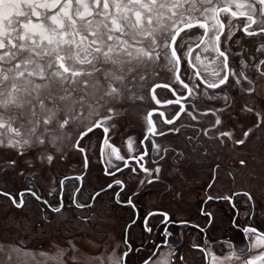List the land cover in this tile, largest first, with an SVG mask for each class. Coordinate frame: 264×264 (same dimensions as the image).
<instances>
[{
  "label": "snow or ice",
  "instance_id": "snow-or-ice-1",
  "mask_svg": "<svg viewBox=\"0 0 264 264\" xmlns=\"http://www.w3.org/2000/svg\"><path fill=\"white\" fill-rule=\"evenodd\" d=\"M222 16L227 18V25ZM241 18L242 24L233 23L234 19ZM193 29L202 30V34L195 36ZM237 31L245 37H264V0H0V146L17 149L23 155L25 147L45 144L57 147L70 137L72 129L83 128L74 146L84 153L80 140L100 128L104 133L100 154L108 164L112 163V156L122 161L125 168L134 161L143 172L151 175L152 170L141 162L148 155L144 142L149 135H157L151 120L154 113L148 114V131L141 141L144 150L127 158L110 144L107 122L113 118L117 106L144 99L143 91L158 74L157 69L173 73L175 82L187 93L180 95L169 84L157 83L148 87L158 105L161 101L155 97L157 88H169L175 97L165 103L179 105L176 115L168 119L159 113L167 124L175 123L186 112L187 106L182 101L198 96L201 85L206 89H222L230 77L236 85L242 80L251 84V78L245 72L249 67L264 75V59L251 66L242 59L239 71L229 66L230 49L222 47V43L227 45ZM190 34L196 40L195 48L200 49L195 62L192 57L195 49L185 40ZM236 42L239 43V38ZM186 44L187 50L182 53L186 58L184 73L194 87L181 78L182 61L178 49H185ZM256 51L264 54V43ZM218 60V70L209 71L208 65L204 64V61L215 64ZM200 67H203V73ZM224 99L227 101L228 98L225 96ZM192 109L196 110L195 105ZM187 114L196 119L192 111ZM256 115L255 127H260L264 118L259 113ZM169 131L178 133L179 128ZM244 135L247 137L249 132ZM127 146L133 151L131 140ZM153 147L159 149L154 142ZM106 148L110 149L107 153ZM47 159L51 161L53 157L48 155ZM84 162L87 167V155ZM130 170L137 171L136 167ZM116 171H123V168H116ZM154 171L158 174L160 169ZM107 174L115 175V172ZM115 183L122 185L120 180ZM0 194L9 196L16 207L23 206L24 192L19 193V203L10 193ZM30 194L40 199L35 192ZM245 195L251 200L249 194ZM223 199L231 200V197ZM53 211L59 212L60 208ZM244 231L251 239L247 250H232L221 257L210 254V264H224L225 260L233 259L240 264H264V232L255 227H246ZM167 235L170 233L166 232ZM165 246L166 240L157 246L148 264H170L167 257L160 258V249ZM4 251L0 246V252ZM12 253L18 259L36 260L37 255L20 244L9 246V260ZM38 255L43 259L36 264H79L80 261L79 249L71 241L65 247L57 245L52 253L40 252ZM127 256L125 252L120 257H112L110 264H126ZM92 259L103 264L102 257Z\"/></svg>",
  "mask_w": 264,
  "mask_h": 264
},
{
  "label": "rangeland",
  "instance_id": "rangeland-1",
  "mask_svg": "<svg viewBox=\"0 0 264 264\" xmlns=\"http://www.w3.org/2000/svg\"><path fill=\"white\" fill-rule=\"evenodd\" d=\"M221 18L227 25V18L223 16ZM233 23L242 24L243 19H234ZM192 32L195 36L202 34V30L199 29H193ZM225 32L227 33V27ZM181 35L184 36L183 33ZM238 38L239 43L236 42ZM185 40L192 44L193 48L195 47L196 40L192 34L185 37ZM223 40L222 36L221 41ZM177 43H180V38ZM261 43H264V37L247 39L237 31L227 45L222 43V47L226 46L230 49L231 63L238 66L237 63H241L242 59L247 63H254L256 56L263 55L256 51ZM186 50L187 44L185 49H178L182 59L185 58L182 53ZM199 51L200 49H196V52H193L194 62L195 55ZM204 64L208 65L209 71L218 70L220 61H216L215 64L204 61ZM200 70L204 72L203 67H200ZM157 73L143 91L142 101L117 106L113 118L107 122L110 144L119 148L120 154L126 158L138 155L143 149L140 139L149 127L147 114L155 107L147 90L148 87L158 82H165L183 90L175 82L173 73L163 68L157 69ZM209 78L215 79V77ZM188 81L194 87L193 82ZM231 83L234 84L233 79ZM257 84L260 86L256 95H250L247 101L258 104L261 100L264 103L257 95L259 92L264 94L263 84L259 82ZM156 94L161 101L168 96L165 90H157ZM204 94L209 95L205 91ZM240 96L238 100H244V95ZM196 106L195 111L191 109L193 115L206 116L204 109ZM256 109L261 110L259 107ZM250 118L253 120L252 116ZM236 119L233 130H235V140H238L242 138V130L250 123V119L243 112L236 115ZM157 122L161 129L160 133L169 132L168 127ZM187 122H190L189 117ZM179 125L180 123L178 127ZM231 126L233 124L228 127ZM83 130V128L72 129L70 137L57 147L47 144L25 147L22 149L23 155H20L17 149L0 146V190L16 196L17 203L20 202L18 194L21 191H32L38 197L46 199L53 209L60 208L59 212L51 211L29 193L23 197V206L16 207L8 197L0 195V246L5 249L4 252H0V264H26V262L36 264V261L43 259L38 255L40 252L52 253L57 245L65 247L68 241L73 242L79 249V264H89V261L91 264H100V261L93 260V257H102L103 264H110V258L120 257L128 251L125 232L128 225L139 216L128 232V242L133 246L134 251L132 256L135 254L144 256L136 263L138 264L153 254V249L158 243L164 242L160 233L163 228L161 224L163 218L156 212H166L175 223L184 221L204 227L208 222V218L201 215L204 199L207 196H226L232 192H236L235 201L239 214L236 221L239 228L234 229L240 233V237L237 232L232 235L234 215L229 203H213L214 205L211 203L207 211L214 216V221L207 231L208 236L205 237L188 227H175L167 231L170 237L167 246L160 249L162 254L160 258L167 257L170 264H205L210 253L247 250L251 239L243 231L246 227H255L263 232L264 123L260 129L251 132V137L245 146L234 151H220L217 155L205 154L203 151L207 147H203L200 152L186 147V151L182 153V136L173 133L160 140V157L165 148L169 152L161 162L160 171L156 175L143 172L134 161L130 162V167L125 168L123 162L117 161L114 156L111 158L112 163L108 164L107 159L102 158L100 154L104 139V133L100 128L94 129L80 140V146L85 149V152L81 153L74 146V142L78 133ZM129 140L132 141L133 151L128 149ZM203 140L202 145L209 139L205 136ZM109 151L110 149H105V153ZM48 155L53 157L51 161L47 159ZM85 155H87V167L84 162ZM147 158L148 156L145 159ZM241 161L245 162L241 163ZM215 165H218L215 170L217 178L214 186L209 189L206 185L211 180V171ZM131 167H136L137 171L133 173ZM145 167L149 169L146 161ZM116 168H123V171H116ZM153 168L156 169L151 166L150 170ZM110 172H115V175L107 174ZM154 176L158 179L153 178ZM117 180L122 181V185L116 184ZM149 180L152 182L149 183ZM112 183L115 185L109 187ZM122 186L124 189L119 193ZM106 188H108L106 192L97 195ZM246 193L251 196V200L245 195ZM61 194L64 205L62 208ZM116 199L120 203L133 202L137 210L117 203ZM17 244L37 254L36 260L26 257L18 259L15 253H12V259L9 260L7 258L9 246ZM169 253L171 255H168ZM180 257L183 259H179ZM127 258L129 255L126 261Z\"/></svg>",
  "mask_w": 264,
  "mask_h": 264
},
{
  "label": "flooded vegetation",
  "instance_id": "flooded-vegetation-1",
  "mask_svg": "<svg viewBox=\"0 0 264 264\" xmlns=\"http://www.w3.org/2000/svg\"><path fill=\"white\" fill-rule=\"evenodd\" d=\"M257 37L258 36H256V37H245V38L254 39ZM194 49L195 50L193 52H196V49H198V48L194 47ZM193 54L194 53H192V56H193ZM256 57L257 58L254 60V63L259 59H264V54L260 55V56H256ZM181 61H182V63H181V78L185 79V82L189 83L190 87H192L190 84L191 82L188 81L187 76L184 75V66H186V58L182 59V57H181ZM231 62H232V58L229 57V66L231 68H236L237 71H239V69L241 67V63L240 62L237 63L239 66L238 67L237 65H234ZM254 63H248V64L251 66ZM245 72H246V74H248L250 76L251 81H252L251 84H248L246 81H243V80H242L243 82L241 81L242 84H239V85L232 84L231 80L233 78L230 77L229 83L226 86H222V89H206V87L204 85H201V88L199 90L200 94L195 97V100L193 99V97H189L188 100L182 101V103L187 106L186 112L184 114L180 115L179 119H176L175 123H173V124H167L164 122V117H166L168 119H172L176 115V113L179 111V105H177V104L168 105L165 103L166 101L175 98L173 96L171 90L169 88H164V87H160V88L156 89V91L157 90H165L167 92V95H168L166 98H164L163 101H161L157 98V94L155 91L156 99L161 101V104H159V105L156 103V100H154L152 98L151 93H149L150 97H151L152 104L155 107L150 109L148 111V114L154 113L151 116V120L155 123L157 135H154V136L149 135L148 140L144 142L148 148V155H146V156H148V158L145 159L146 158V156H145L144 160L141 162V163H143L144 167H145V161L148 162L149 169L151 168V166H154L156 168L161 167V162L168 156L167 153L169 152V150L167 148H165L163 150L162 157H160L161 148L158 150L156 148H154L153 142L155 143V145H158L160 147V144H161L160 140L165 139V137H168L169 135H171L173 133H175V135H179V136L181 135L182 136V139H183L182 140L183 141V148L181 147L182 153L186 151V147H188L192 151H199V152L203 147H207V149L205 148V151H203L205 154H216L217 155V154H220V151H227V150L234 151L237 148H242L243 146H245L247 143V140H249V138L251 137V134H252L251 132L253 130L260 129L263 125V123H262L260 127H255V125L257 123L256 113H259L261 117L264 114V112L262 113V111H264V106H263L264 103L261 100L258 101V104L252 103L251 101H247V99L250 95H253V94L256 95V92L258 91V88L260 86V84H257L258 82L262 83L263 87H264V75H260L258 72L253 71L250 67L248 69H245ZM196 82L199 83L198 80ZM159 84L164 85V84H168V83L159 82ZM169 85H171V84H169ZM172 88L177 89V91L180 95H187L185 90H180L174 86H172ZM246 89H251V91H248ZM204 91L206 93H208L209 95L205 96ZM241 94L244 95V100H238V98H241V96H240ZM257 95L260 97V99H262L264 101V94L259 92ZM225 96L228 98L227 101L224 100ZM209 97H212V98L209 99ZM192 105H195V109L197 108L196 105H198L199 108L201 106V108H203L204 111L206 112V116H196L195 115L196 119L193 120L192 117L187 114V112L192 111L191 110ZM256 107L261 108V110H257ZM247 109H252V111L250 112ZM241 112H243L246 115V117H249L250 123L242 130V134H241L242 138L235 140V132H234L235 130H233V129H234V126H235L236 120H237L236 115H238ZM159 113H163L164 117H161L159 115ZM148 114H147V118L149 119ZM224 115H226V116H224ZM251 116L253 117L254 121L250 118ZM187 117H189L190 122H187ZM217 120L220 121L219 124L216 123ZM157 121H159L162 125L168 127L169 129L179 128V132L177 133L174 131H169L164 135H159V133H160L159 130H161V129H160ZM228 122H229V125L233 124V126L228 127L229 126ZM178 123H180L179 127H178ZM249 130H251V131H249ZM147 131H148V129H147ZM147 131H146V134H147ZM189 131H192V132H189ZM245 132H249V135L247 137H245V135H244ZM222 133H229L230 135H221ZM145 135L142 136V138L140 139V142L142 140H144ZM255 135L257 136V134H255ZM205 136L209 140H207L206 143L204 145H202V143L204 141L203 138ZM257 138H258V136H257ZM191 140H193V141H191ZM240 140H243L244 143L243 144L237 143V141H240ZM141 146L143 147V149L141 150V152H142L144 150V145L141 144ZM215 147H217V148H215ZM156 152H158V153L156 154ZM204 156H206V155H204ZM244 162L245 161H243V163ZM217 167H218V165H215L212 168L211 180L209 181L208 185H206V187H208L209 189L212 186H214V184H215V181L217 178L215 170H217ZM154 169L155 168L151 169L152 174L156 175V172L154 171ZM231 177H233V175ZM153 178L158 179L155 176ZM111 185L113 186V185H115V183L114 184L112 183ZM107 189L108 188H106L104 190H107ZM123 189H124V186H122L119 189V193H121V191ZM2 192L6 193L4 191H2ZM21 192H24L25 194H28V193L30 194L32 191L24 190ZM100 194H101V192L98 193V195H100ZM3 196L9 198V196H7V195H3ZM209 197H212V199L210 200ZM223 197H231V200H225V199H223ZM235 197H236V192H232L230 195L221 196V197L207 196V198L204 199V202L202 203V207H201V215L205 218H208L207 225L204 227H201V226L193 224V223L184 222V221L180 222L178 224H181L182 227H188L191 230L193 229V230L197 231L198 233L207 237L208 236L207 231L209 230V227L211 226L212 222L214 221V216L207 215V214H209V211H207L208 205L211 203H212V205H214L213 203L217 204V203H221V202H228L230 205L229 207L233 211V215H234L232 226L237 227L236 221H237V217L239 214H238V210H237ZM18 198H19V194H18ZM23 201H24V199H23ZM39 201L41 203H43L49 210L53 211V208L50 206V204L48 202L45 203V201H47L46 199L40 197ZM62 203H63V196H62ZM126 204L132 206V208H134V210H137L135 208V205L133 202L124 203V205H126ZM54 212H56V211H54ZM156 213H159L162 216L163 220L165 222H168L165 229H164V232L166 233L167 229L169 228L170 225H172L171 223H173V222L171 221L169 214H167L166 212L158 211ZM166 216H168V220H165ZM138 217L139 216H136L135 221H137ZM237 228H239V227H237ZM126 237H127V229H126ZM167 238H169L168 235L166 236L165 240ZM125 240H126V238H125ZM127 253H129V251H127ZM205 255H206V253H205Z\"/></svg>",
  "mask_w": 264,
  "mask_h": 264
},
{
  "label": "trees",
  "instance_id": "trees-1",
  "mask_svg": "<svg viewBox=\"0 0 264 264\" xmlns=\"http://www.w3.org/2000/svg\"><path fill=\"white\" fill-rule=\"evenodd\" d=\"M259 37V36H258ZM157 84V83H156ZM158 84H159V82H158ZM107 190H103L101 193H103V192H106ZM117 203H119V204H121V205H123L124 206V203H120V202H118L117 201V199L115 200ZM127 205V204H126ZM128 207H131L132 208V206H130V205H127ZM134 209V208H133ZM135 222L136 221H133L132 223H130L128 226L129 227H127L128 228V231H127V237H126V234H125V238H126V240H125V243H126V245H127V247H128V251H129V253H128V255H129V258H127V261H126V264H136L137 262H139L142 258H144V256H138V254L136 255H133L132 256V254H133V246L128 242V232H129V228L131 227V226H133L134 224H135ZM167 223L168 222H165L164 220L162 221V226H163V228H162V230L160 231V233H161V239L163 240L164 239V241H165V238H166V236H165V232H164V229H165V227H166V225H167ZM174 223V224H173ZM173 223H171L172 225H170L169 226V228L167 229V231H170L171 229H173V228H175V227H179V226H181V224H178V223H175V222H173ZM146 226V225H145ZM161 226V227H162ZM237 226V225H236ZM233 227V226H232ZM234 228H237V227H233V233H232V235L235 233V232H237V233H239L237 230H235ZM263 230V229H262ZM230 232H232V231H230ZM263 232H264V230H263ZM126 233V232H125ZM243 233V232H242ZM169 236V235H168ZM238 236L240 237V233L238 234ZM170 237V236H169ZM168 243V242H167ZM158 245H161V242L160 243H158L157 245H156V247L155 248H157V246ZM153 249V253H154V251L156 250V249ZM132 256V257H131ZM152 256V255H151ZM151 256H148V258H146V259H144V260H142L140 263H138V264H143L146 260H148ZM131 258V259H130ZM132 260V261H131ZM131 261V262H130Z\"/></svg>",
  "mask_w": 264,
  "mask_h": 264
},
{
  "label": "crops",
  "instance_id": "crops-1",
  "mask_svg": "<svg viewBox=\"0 0 264 264\" xmlns=\"http://www.w3.org/2000/svg\"><path fill=\"white\" fill-rule=\"evenodd\" d=\"M231 251H228V252H225V253H210V254H215L216 256L218 257H221V255L223 254L224 256H227ZM208 255L207 258H206V263L205 264H210V261H211V255ZM252 254H255L254 252ZM245 259H247V256L245 257ZM224 264H240L239 261L233 259L231 261H228V260H225L224 261Z\"/></svg>",
  "mask_w": 264,
  "mask_h": 264
},
{
  "label": "water",
  "instance_id": "water-1",
  "mask_svg": "<svg viewBox=\"0 0 264 264\" xmlns=\"http://www.w3.org/2000/svg\"><path fill=\"white\" fill-rule=\"evenodd\" d=\"M0 193H3L2 191H0ZM0 195H3V194H0ZM62 194H61V196H60V199H61V208H62V206H63V203H62ZM36 198V197H35ZM39 200V199H38ZM94 200V199H93ZM23 204H24V201H23ZM165 220H168V216H166V218H165ZM127 231H128V228H127ZM168 240V238L166 239V241ZM168 242V241H167ZM156 250H157V248H156ZM155 250V251H156ZM150 261V258L148 259V260H146L143 264H146V263H148Z\"/></svg>",
  "mask_w": 264,
  "mask_h": 264
}]
</instances>
